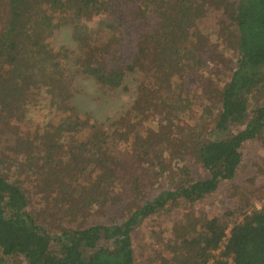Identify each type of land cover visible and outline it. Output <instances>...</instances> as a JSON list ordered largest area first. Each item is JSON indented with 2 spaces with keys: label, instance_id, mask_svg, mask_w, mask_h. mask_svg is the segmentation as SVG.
<instances>
[{
  "label": "trees",
  "instance_id": "1",
  "mask_svg": "<svg viewBox=\"0 0 264 264\" xmlns=\"http://www.w3.org/2000/svg\"><path fill=\"white\" fill-rule=\"evenodd\" d=\"M64 27L73 48H54ZM78 75L129 106L80 115ZM0 134V264H136L133 232L159 216L158 264H264V203L195 212L264 145V0H0Z\"/></svg>",
  "mask_w": 264,
  "mask_h": 264
},
{
  "label": "rangeland",
  "instance_id": "2",
  "mask_svg": "<svg viewBox=\"0 0 264 264\" xmlns=\"http://www.w3.org/2000/svg\"><path fill=\"white\" fill-rule=\"evenodd\" d=\"M203 25L206 28L212 29L214 18H208L203 22ZM210 37L213 38L214 34H210ZM52 46L54 48L60 46L73 48L70 30L65 27L62 28L55 35ZM132 77L133 75L128 80L130 84L134 83ZM193 87L195 89L198 88L197 85H191L189 89H193ZM75 88L76 91L74 93L75 96L72 98V104L76 107V112L80 115L89 114L92 118L106 124L117 118L129 106L131 101L129 92L116 91L112 96L102 95L90 79H85L80 75L75 79ZM192 102L194 103L193 108L195 111L194 113L192 112V115L198 116L202 103L198 96H194ZM34 115L36 120L39 117V119H43L39 112H36ZM208 125L209 127H213L212 123ZM222 135L223 133L215 132L213 138H218ZM0 138L3 144L9 136L8 134H0ZM186 164L189 165L195 178L201 179L206 176L205 171L191 158L186 160ZM4 171L3 165L0 164V173ZM24 187L31 198V205L38 210L41 207V203L38 194L35 193V186L28 183ZM122 190L123 187L120 186L118 192ZM120 197H122L121 193ZM242 198L244 200H252L256 208L261 207L264 203V145L257 141H250L244 144L243 160L234 178L221 181L217 191L201 202L195 208V212L202 211L209 216L218 214L221 209L232 208L236 203L242 202ZM121 206L122 204L116 201L115 205L106 206L102 214L92 216L89 221H112L119 218ZM169 220L165 216L153 217L135 229L133 232V248L136 264H158L157 250L161 248L159 241L164 242L167 235L169 236ZM151 231H154L155 234H151ZM167 262L173 264L171 258H168ZM174 264H179V260L175 259Z\"/></svg>",
  "mask_w": 264,
  "mask_h": 264
}]
</instances>
